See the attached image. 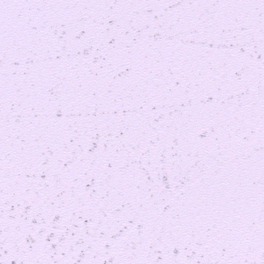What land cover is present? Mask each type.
<instances>
[{
    "label": "snow or ice",
    "instance_id": "1",
    "mask_svg": "<svg viewBox=\"0 0 264 264\" xmlns=\"http://www.w3.org/2000/svg\"><path fill=\"white\" fill-rule=\"evenodd\" d=\"M0 264H264V0H0Z\"/></svg>",
    "mask_w": 264,
    "mask_h": 264
}]
</instances>
